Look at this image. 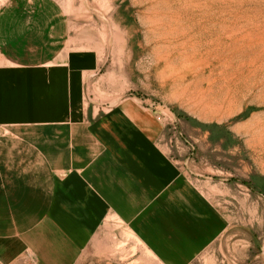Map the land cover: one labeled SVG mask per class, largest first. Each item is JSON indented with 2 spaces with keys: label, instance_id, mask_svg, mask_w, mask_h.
I'll list each match as a JSON object with an SVG mask.
<instances>
[{
  "label": "crops",
  "instance_id": "0c3cea01",
  "mask_svg": "<svg viewBox=\"0 0 264 264\" xmlns=\"http://www.w3.org/2000/svg\"><path fill=\"white\" fill-rule=\"evenodd\" d=\"M66 1H0V259L78 264L117 222L159 264H193L230 217L121 73L79 53Z\"/></svg>",
  "mask_w": 264,
  "mask_h": 264
},
{
  "label": "rangeland",
  "instance_id": "374dc122",
  "mask_svg": "<svg viewBox=\"0 0 264 264\" xmlns=\"http://www.w3.org/2000/svg\"><path fill=\"white\" fill-rule=\"evenodd\" d=\"M168 1L199 13L198 0ZM64 4L79 53L121 73L123 97L149 110L173 161L191 180H210L215 204L230 217L232 233L193 264H264V0H217L208 36L189 23L184 33L156 31L155 0ZM78 264L159 262L113 222Z\"/></svg>",
  "mask_w": 264,
  "mask_h": 264
},
{
  "label": "bare ground",
  "instance_id": "6f19581e",
  "mask_svg": "<svg viewBox=\"0 0 264 264\" xmlns=\"http://www.w3.org/2000/svg\"><path fill=\"white\" fill-rule=\"evenodd\" d=\"M174 1L178 2L180 0H174ZM216 1L217 0H198L196 7L194 6L193 10L198 9L199 13L195 14L191 11L190 6L188 8L180 7L178 9L177 8L174 9V6L171 5L168 0H155L158 9L157 10L155 9L156 12H151L152 18L150 19L151 22L150 24L154 26V29L156 31H160L162 27L163 28L169 27L170 30L172 31L171 33L174 32L184 33L186 27L182 24L189 23L198 30L199 35L208 36L210 34L209 26L213 25L214 23L213 22L207 23V18L208 15L213 14V11L211 12V9L214 7ZM173 23L176 24L178 23L179 24L178 27L175 26ZM173 27H177V28L175 29ZM182 28H184V30ZM165 29L167 30V28ZM181 37L185 38L183 34H181Z\"/></svg>",
  "mask_w": 264,
  "mask_h": 264
},
{
  "label": "built area",
  "instance_id": "2783aa9c",
  "mask_svg": "<svg viewBox=\"0 0 264 264\" xmlns=\"http://www.w3.org/2000/svg\"><path fill=\"white\" fill-rule=\"evenodd\" d=\"M158 119L161 121V117H158Z\"/></svg>",
  "mask_w": 264,
  "mask_h": 264
}]
</instances>
